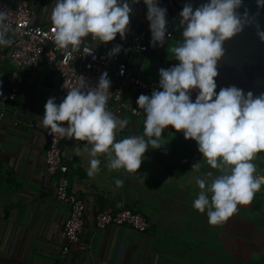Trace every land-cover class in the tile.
Here are the masks:
<instances>
[{"label": "crops", "instance_id": "0c3cea01", "mask_svg": "<svg viewBox=\"0 0 264 264\" xmlns=\"http://www.w3.org/2000/svg\"><path fill=\"white\" fill-rule=\"evenodd\" d=\"M19 1L31 6L35 21L52 23L54 0ZM130 6L133 15L125 39L146 29L150 42L147 51L125 45L119 35L108 44L94 43L91 37L86 43L107 55L114 45H122L119 55L111 58L113 67L126 63L131 73L159 86V69L173 66L170 47L179 41L166 39L163 46L153 47L143 0ZM8 37L13 42L11 33ZM11 45L0 48V264H201V249H207L218 234L224 242L223 233L227 232L258 257L247 263H264V185L249 204L238 206L235 216L210 225L206 212L192 207L200 191L195 177H204L209 171L216 175L218 170L202 159L195 141L185 140L183 133L171 126L162 133L164 146L146 151L137 174L108 169L107 154H98L100 171L90 177L85 142L69 138L63 143L70 190L86 203L81 241L63 255L61 235L71 207L57 199L56 176L47 172V128L39 124L47 100L55 97L59 103L63 99L58 91L60 77L47 64L39 67L31 83L23 86L14 112L5 102L12 72L8 59ZM110 81L108 110L129 121L123 131L116 133V139L143 134V110L140 117L127 110L118 114L114 103L117 79L111 75ZM141 94L149 95L129 87L123 98L135 106ZM199 161L200 168L192 170ZM253 163L256 174L264 176V155L257 153ZM116 179L124 180L123 186L117 187ZM119 206L146 217L148 231L141 233L127 226L98 229L95 215L116 212ZM249 231L250 240L246 236Z\"/></svg>", "mask_w": 264, "mask_h": 264}, {"label": "clouds", "instance_id": "9594fccd", "mask_svg": "<svg viewBox=\"0 0 264 264\" xmlns=\"http://www.w3.org/2000/svg\"><path fill=\"white\" fill-rule=\"evenodd\" d=\"M141 0H54L51 22L55 46L76 53L83 47L87 54L94 48L86 43L108 44L119 35L124 40L129 31L133 8ZM147 8L151 45L163 46L167 33V9L160 0H143ZM244 0H207L193 8L186 3L180 12L181 39L170 47L178 63L159 69V89L151 95L141 94L137 105L143 110L144 131L141 135L117 140L116 133L129 124L108 110L111 81L103 72L95 87L80 76L77 87L57 103L50 97L44 105L39 124L50 130L53 140L70 138L85 142L88 152V176L100 171L98 154H107L106 167L136 173L149 149H160L162 133L171 126L182 132L185 140L195 141L202 159L211 171L196 176L200 189L192 207L208 217L210 225H219L232 216L239 205L249 204L264 185L253 161L264 152V93L254 96L236 86L217 92L218 62L225 56V42L255 22ZM264 8V0H256ZM9 11L0 9V48L10 46L6 21ZM170 35V34H169ZM256 35L264 42V29L256 24ZM122 45H114L109 58L119 55ZM123 75V67L121 68ZM197 91L195 100L192 92ZM133 111H136L133 109ZM200 168V161L192 170ZM121 187L124 180L116 179Z\"/></svg>", "mask_w": 264, "mask_h": 264}, {"label": "built area", "instance_id": "2783aa9c", "mask_svg": "<svg viewBox=\"0 0 264 264\" xmlns=\"http://www.w3.org/2000/svg\"><path fill=\"white\" fill-rule=\"evenodd\" d=\"M0 9L9 11L6 24L9 29L8 33L14 36L8 51L12 72L9 78L10 91L5 101L7 105H11L14 112H16V105L23 86L31 83L36 77L39 67L45 64L51 66L59 75L58 91L62 98L67 95L68 89L79 86L80 76L84 77L88 86L95 87L103 72L107 71L109 78L114 75L117 79L114 103L118 114L127 110L137 117L142 115V110L138 108V105L133 106L124 100L123 93L127 88L134 87L149 95L154 90H160L159 86L147 83L141 77L131 73L126 63L113 67L111 59L105 52L94 48L92 54H87L82 47L80 51L69 54L68 51L56 47L54 26L52 23L44 25L35 21L34 11L27 2L0 0ZM148 36V31L143 29L132 37L124 39L123 43L140 51H147L150 43ZM173 38L176 37L172 32L166 34L167 40ZM170 60L173 65L178 63L173 57ZM122 67L123 75H121ZM191 95L195 100L197 91L194 90ZM5 112L3 111L1 116ZM45 135L47 139V172L56 176L57 199L71 207L70 216L64 224L61 235L63 243L61 253L67 255L72 247L81 241L86 225V203L83 198L70 190L69 166L63 156V143L69 138L57 137L54 141L49 129L45 131ZM95 224L101 230H106L109 227L127 226L141 233L147 232L150 227L148 219L141 213L120 206L116 212L97 213Z\"/></svg>", "mask_w": 264, "mask_h": 264}, {"label": "water", "instance_id": "95a60500", "mask_svg": "<svg viewBox=\"0 0 264 264\" xmlns=\"http://www.w3.org/2000/svg\"><path fill=\"white\" fill-rule=\"evenodd\" d=\"M207 0H160L161 7L167 9V33L181 36L180 12L186 3L193 8ZM247 8L255 22L244 28L243 32L225 42V56L218 62L217 89L236 86L254 96L264 93V42L256 35V24L264 29V8L258 9L256 0H244L241 13ZM166 33V34H167ZM166 43V42H165Z\"/></svg>", "mask_w": 264, "mask_h": 264}, {"label": "rangeland", "instance_id": "374dc122", "mask_svg": "<svg viewBox=\"0 0 264 264\" xmlns=\"http://www.w3.org/2000/svg\"><path fill=\"white\" fill-rule=\"evenodd\" d=\"M235 215L236 214L234 213V216ZM229 218L226 221H228ZM234 219H236V217H234ZM249 234H251L250 231L246 234V236H248V238H246L250 240L251 237L249 238ZM220 238L221 237L218 234L215 241L212 242L207 249H201V264H205L203 263L204 261L208 264H214V260L216 264H252L251 262L247 263V261L258 258L254 253L245 249L240 243H237L236 238L232 237L228 232L225 234L223 233V238L225 239L224 242ZM253 264L264 263L260 260H256V263Z\"/></svg>", "mask_w": 264, "mask_h": 264}, {"label": "trees", "instance_id": "16d2710c", "mask_svg": "<svg viewBox=\"0 0 264 264\" xmlns=\"http://www.w3.org/2000/svg\"><path fill=\"white\" fill-rule=\"evenodd\" d=\"M176 39L179 41V39H181V36L180 37H176ZM216 91L218 92V89H216ZM261 154H263L264 155V152H261Z\"/></svg>", "mask_w": 264, "mask_h": 264}]
</instances>
